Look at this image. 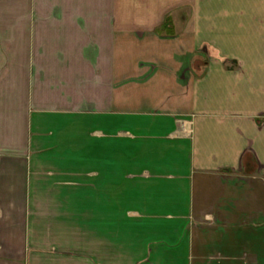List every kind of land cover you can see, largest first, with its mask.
Instances as JSON below:
<instances>
[{
  "label": "crops",
  "instance_id": "0c3cea01",
  "mask_svg": "<svg viewBox=\"0 0 264 264\" xmlns=\"http://www.w3.org/2000/svg\"><path fill=\"white\" fill-rule=\"evenodd\" d=\"M0 264H264V0H0Z\"/></svg>",
  "mask_w": 264,
  "mask_h": 264
},
{
  "label": "rangeland",
  "instance_id": "374dc122",
  "mask_svg": "<svg viewBox=\"0 0 264 264\" xmlns=\"http://www.w3.org/2000/svg\"><path fill=\"white\" fill-rule=\"evenodd\" d=\"M178 47V46H177ZM197 57V56H196ZM202 57V56H201ZM202 58H204V57H202ZM192 64H193V61H192Z\"/></svg>",
  "mask_w": 264,
  "mask_h": 264
}]
</instances>
